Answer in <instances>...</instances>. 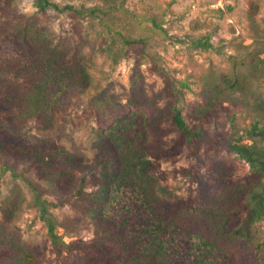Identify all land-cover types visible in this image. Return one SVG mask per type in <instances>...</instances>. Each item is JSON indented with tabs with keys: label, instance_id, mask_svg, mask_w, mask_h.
<instances>
[{
	"label": "rangeland",
	"instance_id": "374dc122",
	"mask_svg": "<svg viewBox=\"0 0 264 264\" xmlns=\"http://www.w3.org/2000/svg\"><path fill=\"white\" fill-rule=\"evenodd\" d=\"M50 1L43 11L39 0H0V62L14 64L0 66V79L26 91L24 121L17 134L6 122L12 143L0 151V264L77 259L53 249L28 181L56 204L58 230L81 262L102 230L81 199L104 183L107 215L149 231L162 215L175 259L264 264V219L233 238L204 213L238 208L262 178L227 148L194 154L170 121L177 107L189 126L246 142L264 126V0ZM31 28L40 38L25 45L31 64L19 72L14 40ZM57 148L62 159L50 154ZM137 149L156 166L147 175L124 165ZM148 181L163 186L161 199Z\"/></svg>",
	"mask_w": 264,
	"mask_h": 264
},
{
	"label": "trees",
	"instance_id": "16d2710c",
	"mask_svg": "<svg viewBox=\"0 0 264 264\" xmlns=\"http://www.w3.org/2000/svg\"><path fill=\"white\" fill-rule=\"evenodd\" d=\"M39 1L41 2V9L43 11L50 4H54L50 0ZM14 28H7L5 33H14ZM38 34L39 31L37 29L31 28L29 31L23 29L22 34L18 35L21 37L20 40H14L19 45L20 55H15L13 58L19 65V72H23V69L28 66L27 64H31L30 61L27 64L22 61L24 53L27 50L25 45L30 46L32 49L35 42L40 38ZM8 62H0V66L10 70L8 67L14 66V64ZM49 64H52L51 60ZM50 69L51 67L46 64L45 70L50 71ZM25 101L26 91L22 82L8 80L7 78L0 79V151L2 153H6V149L12 143V140L7 135L6 128L8 125L6 122L10 121L13 123V126L10 127L17 134L20 128L19 124L25 118L20 112L22 111L20 107H23L21 105H24ZM170 121L178 131L179 139L185 143L192 144L194 154L200 150L202 144H214L227 148L244 158L254 173L262 178L258 186L249 188L244 198L238 202V208L224 211H204L208 219L220 221L219 224L222 226L221 229L224 236L239 238L249 235L253 230V225L264 219V126L260 127L258 123L254 124L247 137L251 142H246L242 138L234 139L228 134H211L208 130L189 126L181 110L177 107L172 108ZM52 153L54 155L57 154L54 156V159H62L63 155H60L59 148L50 154ZM124 165L127 168H133L134 172L138 173V175H147L156 168L154 162L140 153L138 149L129 157V160ZM103 177L107 179L108 173L105 172ZM28 183L33 192V205L37 209L39 218L44 221L47 227V234L53 245V249L59 255H63L65 249H67L70 254H74L77 258L74 261L75 264H199L175 259L168 251L164 245V227L166 225L165 219L161 218L162 215H157V218L153 217L155 219L153 224L157 229L152 231L143 229L138 221V224L134 225V223L130 224V219L122 221L116 217L107 215L105 211L106 204L111 199L112 194L109 186L104 183H98L96 190L86 193L81 199L84 210L87 211V214L90 215L96 224L102 227L100 235L88 244V247L92 248L90 257L85 258L81 262L80 257L71 249L73 246L77 247L76 242H66L64 235L60 234L58 230L59 222L51 211V206H55L56 204L42 196L36 183L32 181H28ZM147 184H150L148 190L157 197L158 189L163 190V186L160 183H157L158 189H156L155 183L148 181ZM155 211L156 209H154ZM201 237L210 246H215L212 234L203 232ZM201 264L214 263L209 260L208 263L202 262Z\"/></svg>",
	"mask_w": 264,
	"mask_h": 264
}]
</instances>
